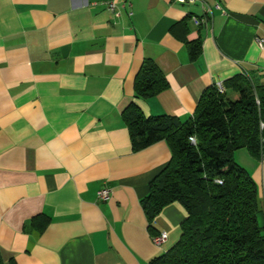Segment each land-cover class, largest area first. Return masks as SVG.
<instances>
[{"label": "crops", "instance_id": "1", "mask_svg": "<svg viewBox=\"0 0 264 264\" xmlns=\"http://www.w3.org/2000/svg\"><path fill=\"white\" fill-rule=\"evenodd\" d=\"M0 0L2 264H150L180 237L167 205L151 227L142 200L170 160L165 141L134 150L123 112L191 117L203 93L264 74V0ZM193 18L204 19L200 25ZM200 43L191 59L188 43ZM152 61L168 87L135 97ZM234 161L264 211V159ZM111 190L105 202L101 188ZM39 227L43 230L39 231ZM167 233L156 247L151 237Z\"/></svg>", "mask_w": 264, "mask_h": 264}, {"label": "trees", "instance_id": "2", "mask_svg": "<svg viewBox=\"0 0 264 264\" xmlns=\"http://www.w3.org/2000/svg\"><path fill=\"white\" fill-rule=\"evenodd\" d=\"M187 51L195 59L200 43H188ZM167 87L155 64L146 61L135 78V97L149 98ZM223 88L224 93L215 85L207 89L183 122L145 117L134 104L123 112L134 150L165 141L171 153L141 202L149 226L171 203L186 212L178 241L150 264H264V211L249 173L233 159L241 149L264 159V74H241Z\"/></svg>", "mask_w": 264, "mask_h": 264}, {"label": "built area", "instance_id": "3", "mask_svg": "<svg viewBox=\"0 0 264 264\" xmlns=\"http://www.w3.org/2000/svg\"><path fill=\"white\" fill-rule=\"evenodd\" d=\"M198 1L199 0H174L175 4H178V5H189V4H194ZM118 3L124 4L125 0H107L104 5L109 12L114 13L117 16L119 14L118 11H116V6ZM193 21L195 24L200 25L205 20L193 18ZM257 43L260 47H262V45H264V40L257 39ZM215 86L217 87L219 92L224 93L225 90H224L222 84L219 83V84H216ZM190 141H191V143H195L194 138H191ZM110 196H111V190L106 188V187L101 188L97 192V200L99 202L107 201L110 198ZM151 241L156 247H160L166 243L167 233L162 231V232L158 233L157 235L152 236Z\"/></svg>", "mask_w": 264, "mask_h": 264}, {"label": "rangeland", "instance_id": "4", "mask_svg": "<svg viewBox=\"0 0 264 264\" xmlns=\"http://www.w3.org/2000/svg\"><path fill=\"white\" fill-rule=\"evenodd\" d=\"M221 93V92H220Z\"/></svg>", "mask_w": 264, "mask_h": 264}]
</instances>
